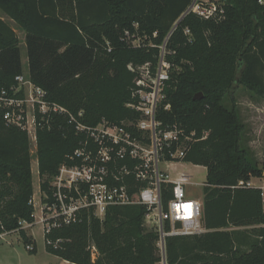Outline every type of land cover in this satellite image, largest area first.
I'll return each mask as SVG.
<instances>
[{
	"label": "trees",
	"instance_id": "obj_1",
	"mask_svg": "<svg viewBox=\"0 0 264 264\" xmlns=\"http://www.w3.org/2000/svg\"><path fill=\"white\" fill-rule=\"evenodd\" d=\"M223 1L221 19L189 13L180 20L193 0H0V91L25 73L48 101L77 116L83 111L89 125L140 118L128 106L138 101L137 67L155 69L165 45L170 79L157 118L184 131L189 149L181 161L207 168L203 201L210 229L168 237L167 264H264L261 190L246 186L264 179V169L243 145L246 124L236 100L243 87L264 101V6ZM4 17L25 33L27 72L20 38ZM84 137L63 116L54 117L51 129H38L40 187L48 199L53 177L62 163H74L70 156ZM126 163L135 161H119ZM33 195L28 133L8 125L0 109V232L18 230L26 246H34L31 252L35 240L23 222L35 223ZM170 197L166 192V201ZM146 212L143 205L113 206L102 220L93 209L80 210L71 223L45 234L46 250L74 264H158L159 235L145 227Z\"/></svg>",
	"mask_w": 264,
	"mask_h": 264
},
{
	"label": "built area",
	"instance_id": "obj_2",
	"mask_svg": "<svg viewBox=\"0 0 264 264\" xmlns=\"http://www.w3.org/2000/svg\"><path fill=\"white\" fill-rule=\"evenodd\" d=\"M259 2L264 6V0ZM224 6L223 0H193L180 20L189 13L205 20L221 19ZM190 33L186 29V34ZM161 49L155 69L150 63L137 67L140 88L134 95L138 101L128 104L140 113L137 121L117 124L103 119L96 125L86 124L81 120L83 111L77 116L66 106L48 101L45 90L34 85L25 73L16 76L17 84L0 91V109L4 111L6 123L25 130L30 141L37 144L38 129H51L55 116L68 118L76 131L85 136L81 147L70 156L74 163H62L53 177L52 197L48 199L45 194L39 220L44 226V236L52 228L71 223L80 210L93 209L103 220L110 207L143 205L147 209L145 221L158 232V248L162 260L166 261L168 237L210 231L205 222L204 201L187 193L190 176L182 173L172 178L161 168L162 160L181 161L189 149V145L181 141L182 129L167 128L157 118L167 98L165 89L171 69V63L165 58V45ZM164 108L169 110L171 105L167 103ZM194 134L186 139L192 140ZM173 143L178 144L175 151L171 150ZM121 160L135 163L120 166ZM257 179L259 183L252 178L246 186L259 188L264 204V179ZM166 192L171 194L167 201ZM30 203L34 205L33 199ZM8 233L0 232V242L6 240ZM27 249L31 251L34 246L27 245Z\"/></svg>",
	"mask_w": 264,
	"mask_h": 264
},
{
	"label": "rangeland",
	"instance_id": "obj_3",
	"mask_svg": "<svg viewBox=\"0 0 264 264\" xmlns=\"http://www.w3.org/2000/svg\"><path fill=\"white\" fill-rule=\"evenodd\" d=\"M16 30L20 41L22 60L24 70H28L27 50L25 44V33L21 31L17 25L9 18L4 17ZM252 99L251 94L243 87H240L236 100L240 116L246 124V130L243 137V145L250 149L251 156L259 167L264 169V108L262 111H257L250 107L249 101ZM228 102V101H227ZM31 167L33 173L34 195L33 202L35 208V225L29 226L23 222L26 233L33 235L35 238L36 251L31 252L20 235L19 231L9 232L6 240L0 242V264H60L61 261L55 255L46 250L44 226L39 222L42 212L41 206L45 201V193L41 191V177L39 175V166L37 159V144L30 141ZM161 168L169 170L172 176L176 173L185 172L190 176L191 184L187 186V193L191 197L202 200L204 198V187L207 179V168L203 166H189L182 161L165 162L161 161ZM253 181L259 183L257 178ZM37 217V218H36ZM145 227L148 230L152 229V225L145 221ZM243 228V227H241ZM95 257V255H94ZM158 264H167L162 260Z\"/></svg>",
	"mask_w": 264,
	"mask_h": 264
},
{
	"label": "crops",
	"instance_id": "obj_4",
	"mask_svg": "<svg viewBox=\"0 0 264 264\" xmlns=\"http://www.w3.org/2000/svg\"><path fill=\"white\" fill-rule=\"evenodd\" d=\"M248 105H250V107H253V108H255L257 111H262L263 112V108H264V101H262V100H259V99H256V98H252L250 101H249V104ZM182 163H185L186 165H189V166H200V165H195V164H193V163H191V162H184V161H182ZM204 167V166H203ZM168 173H169V175L172 177V178H178L182 173H185V172H181V173H176L174 176H172L171 175V173L169 172V170H167V169H165ZM204 200V198L202 199V201ZM36 216V215H35ZM37 218V217H36ZM38 221V220H37ZM36 221V222H37ZM35 222V223H36ZM35 223L31 226V227H33L34 225H35ZM24 230H25V227H24ZM26 231V230H25ZM7 235H9V233L7 234ZM30 236H32L33 238H34V236L33 235H30ZM7 237V236H6ZM34 240H35V238H34ZM56 256V255H55ZM57 258H59L60 259V261H61V263L60 264H74V263H71V262H69V261H67V260H64V259H62V258H60V257H58V256H56Z\"/></svg>",
	"mask_w": 264,
	"mask_h": 264
},
{
	"label": "water",
	"instance_id": "obj_5",
	"mask_svg": "<svg viewBox=\"0 0 264 264\" xmlns=\"http://www.w3.org/2000/svg\"><path fill=\"white\" fill-rule=\"evenodd\" d=\"M179 22H180V20H179ZM203 97V93H197L195 96H194V99L195 100H198V99H201Z\"/></svg>",
	"mask_w": 264,
	"mask_h": 264
}]
</instances>
